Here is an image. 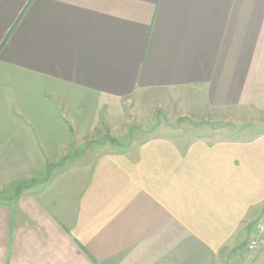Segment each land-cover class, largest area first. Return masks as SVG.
Instances as JSON below:
<instances>
[{"label":"crops","instance_id":"0c3cea01","mask_svg":"<svg viewBox=\"0 0 264 264\" xmlns=\"http://www.w3.org/2000/svg\"><path fill=\"white\" fill-rule=\"evenodd\" d=\"M152 90L262 122L264 0H0V264H264V132L129 136Z\"/></svg>","mask_w":264,"mask_h":264},{"label":"rangeland","instance_id":"374dc122","mask_svg":"<svg viewBox=\"0 0 264 264\" xmlns=\"http://www.w3.org/2000/svg\"><path fill=\"white\" fill-rule=\"evenodd\" d=\"M182 95L175 98L176 92L174 90H152L137 94L134 97V111L132 112L135 117L126 125L130 131L129 136L133 133L136 134L135 136L141 135V131L143 133L144 130L148 131L146 136L151 132L178 130L184 133L204 134V136L207 134V136L212 137H214L213 134H218L219 139H224L232 135L243 137L251 132H264V119H260L262 122L250 120L247 118L249 111L243 107L233 106L225 109L226 113L221 115L220 119L217 108L210 107L205 103L204 93H195L189 90L183 92ZM182 112H187L188 116L183 119V122H177V115ZM228 114L233 120L226 119L224 121ZM200 115L204 121L202 123H200L201 119L196 118ZM129 136H125L124 139L119 138L117 148L124 147ZM91 145L98 146L97 143H91ZM91 145L88 146L91 147ZM84 154V150L82 152L79 150L76 159L82 158ZM15 184L17 183H0V188H2L0 189V196L13 194ZM242 254L243 256L246 255L245 253Z\"/></svg>","mask_w":264,"mask_h":264},{"label":"built area","instance_id":"2783aa9c","mask_svg":"<svg viewBox=\"0 0 264 264\" xmlns=\"http://www.w3.org/2000/svg\"><path fill=\"white\" fill-rule=\"evenodd\" d=\"M246 251L251 257L264 254V223L258 222L251 228L250 236L246 242Z\"/></svg>","mask_w":264,"mask_h":264},{"label":"trees","instance_id":"16d2710c","mask_svg":"<svg viewBox=\"0 0 264 264\" xmlns=\"http://www.w3.org/2000/svg\"><path fill=\"white\" fill-rule=\"evenodd\" d=\"M8 36H9V34L5 37L3 43L6 41V39H7ZM109 142H110V143H113V144L115 143V141H114V140H111V139H109ZM49 170H50V169H49Z\"/></svg>","mask_w":264,"mask_h":264}]
</instances>
